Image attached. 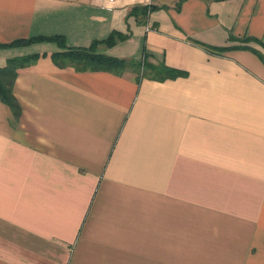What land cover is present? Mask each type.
<instances>
[{"label": "crops", "instance_id": "obj_1", "mask_svg": "<svg viewBox=\"0 0 264 264\" xmlns=\"http://www.w3.org/2000/svg\"><path fill=\"white\" fill-rule=\"evenodd\" d=\"M175 2L0 0V66L39 53L0 98V264H264V61L235 46L263 49L264 0ZM40 35L185 75L12 43Z\"/></svg>", "mask_w": 264, "mask_h": 264}, {"label": "trees", "instance_id": "obj_2", "mask_svg": "<svg viewBox=\"0 0 264 264\" xmlns=\"http://www.w3.org/2000/svg\"><path fill=\"white\" fill-rule=\"evenodd\" d=\"M183 0H176L175 5L179 6ZM152 9L151 4H145L139 10L144 16ZM234 38V35H231ZM239 38V37H238ZM56 40L59 47L51 53V58L55 64L60 67L72 66L76 70H110L116 73L124 71L127 67H134L138 73V78H151L157 80H164L166 78H174L180 75H185L183 70L172 67L165 63L164 60L152 62L144 58L142 61L126 60L110 54L97 52L95 44L99 40H93L87 47H71L66 45L62 35L53 36H32L29 38H22L14 40L12 43H26L35 40ZM108 44L112 43V35L104 39ZM243 43L235 46H248L254 49L261 59L264 61V46L256 48L249 44L251 41L262 43L258 38L253 36H245L242 38ZM234 46V47H235ZM230 47V46H226ZM225 47V48H226ZM39 56V53H31L20 56L8 57L4 66H0V98L5 101L13 110L14 114L20 113V105L12 92V85L17 74V69L29 65L34 62Z\"/></svg>", "mask_w": 264, "mask_h": 264}, {"label": "built area", "instance_id": "obj_3", "mask_svg": "<svg viewBox=\"0 0 264 264\" xmlns=\"http://www.w3.org/2000/svg\"><path fill=\"white\" fill-rule=\"evenodd\" d=\"M148 3H149V2H148ZM146 28H148V26H147Z\"/></svg>", "mask_w": 264, "mask_h": 264}]
</instances>
